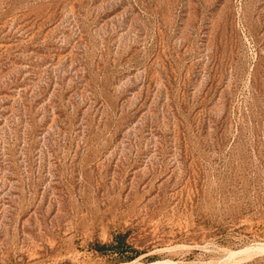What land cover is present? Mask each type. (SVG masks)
Wrapping results in <instances>:
<instances>
[{
    "label": "rangeland",
    "instance_id": "obj_1",
    "mask_svg": "<svg viewBox=\"0 0 264 264\" xmlns=\"http://www.w3.org/2000/svg\"><path fill=\"white\" fill-rule=\"evenodd\" d=\"M263 244L264 0H0V264Z\"/></svg>",
    "mask_w": 264,
    "mask_h": 264
},
{
    "label": "trees",
    "instance_id": "obj_2",
    "mask_svg": "<svg viewBox=\"0 0 264 264\" xmlns=\"http://www.w3.org/2000/svg\"><path fill=\"white\" fill-rule=\"evenodd\" d=\"M117 249L118 252H124V251H128L131 248L128 245H125L123 238L119 235L116 236V244L114 246V249ZM134 256H131V258Z\"/></svg>",
    "mask_w": 264,
    "mask_h": 264
},
{
    "label": "bare ground",
    "instance_id": "obj_3",
    "mask_svg": "<svg viewBox=\"0 0 264 264\" xmlns=\"http://www.w3.org/2000/svg\"><path fill=\"white\" fill-rule=\"evenodd\" d=\"M260 245H261V244H260ZM263 245H264V244H263ZM263 245H262V246H263ZM260 248H261V247H260ZM254 249H255V248H254ZM250 250H251V249H250ZM254 251H255V250H254ZM259 251H261V250H259ZM237 252H238V251H237ZM252 252H253V251H252ZM257 252H258V250H257ZM261 252H262V251H261ZM239 253H240V252H239ZM245 253H246V252H245ZM254 253H255V252H254ZM254 253H253V254H254ZM258 253H259V252H258ZM253 254H252V255H253ZM247 255H248V253H247ZM175 264H176V263H175Z\"/></svg>",
    "mask_w": 264,
    "mask_h": 264
}]
</instances>
